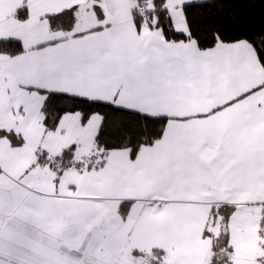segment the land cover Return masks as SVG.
Returning <instances> with one entry per match:
<instances>
[{
  "label": "snow or ice",
  "instance_id": "1",
  "mask_svg": "<svg viewBox=\"0 0 264 264\" xmlns=\"http://www.w3.org/2000/svg\"><path fill=\"white\" fill-rule=\"evenodd\" d=\"M264 0H0V264H264Z\"/></svg>",
  "mask_w": 264,
  "mask_h": 264
},
{
  "label": "trees",
  "instance_id": "2",
  "mask_svg": "<svg viewBox=\"0 0 264 264\" xmlns=\"http://www.w3.org/2000/svg\"><path fill=\"white\" fill-rule=\"evenodd\" d=\"M245 19L254 31H258L264 25V18L261 17L259 7L246 10Z\"/></svg>",
  "mask_w": 264,
  "mask_h": 264
}]
</instances>
